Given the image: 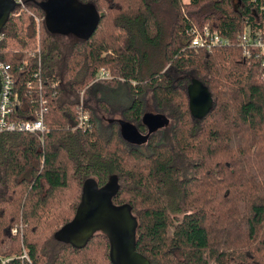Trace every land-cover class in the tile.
Here are the masks:
<instances>
[{
    "label": "trees",
    "instance_id": "1",
    "mask_svg": "<svg viewBox=\"0 0 264 264\" xmlns=\"http://www.w3.org/2000/svg\"><path fill=\"white\" fill-rule=\"evenodd\" d=\"M41 1L23 0L14 10L20 14L1 30L0 59L19 97L9 118L33 120L36 110L45 111L43 131L0 132V255L19 254L24 246L30 262L23 264H112L104 234L78 249L54 233L73 218L86 179L101 186L116 175L113 202L131 206L136 250L151 264H264L262 58L244 59L235 43L189 48L187 34L207 24L235 40L260 18L255 4L80 0L98 12L97 27L66 41L46 29ZM32 9L36 13H28ZM100 69L111 78L96 80ZM188 72L215 100L202 120L189 112L190 81L169 84ZM148 91L153 113L168 114L173 124L170 140L153 134L147 150L125 141L117 123L98 120L88 104L97 99L109 111L113 95L122 105L128 98L121 117L138 124ZM81 92L91 125L76 130ZM16 225L20 232L12 234Z\"/></svg>",
    "mask_w": 264,
    "mask_h": 264
},
{
    "label": "water",
    "instance_id": "2",
    "mask_svg": "<svg viewBox=\"0 0 264 264\" xmlns=\"http://www.w3.org/2000/svg\"><path fill=\"white\" fill-rule=\"evenodd\" d=\"M38 5L44 13L46 29L51 34L72 33L86 38L94 32L99 21L94 7L80 0H43ZM17 6L14 0H0V32ZM186 95L193 119L202 120L215 105L209 89L197 76L191 78ZM116 121L125 141L138 145L146 142L147 139L134 124L125 120ZM140 123L148 127L151 134L165 126L167 118L159 113L146 112ZM117 189L116 175L110 176L101 186L92 178L86 179L73 218L54 233V238L79 249L96 233H102L109 242L112 264H151L148 258L136 250L138 219L131 206L113 202Z\"/></svg>",
    "mask_w": 264,
    "mask_h": 264
},
{
    "label": "built area",
    "instance_id": "3",
    "mask_svg": "<svg viewBox=\"0 0 264 264\" xmlns=\"http://www.w3.org/2000/svg\"><path fill=\"white\" fill-rule=\"evenodd\" d=\"M19 7L23 6V0H14ZM258 9L259 17H255L253 21L245 25L242 32L236 34L235 40L231 37L222 35L216 29H212L209 25L192 27L188 32L189 48H201L206 51H211L215 48L231 46L236 44L244 59L261 57L264 64V0H250ZM19 12L12 11L10 17H16ZM36 36L39 38V19L35 16ZM4 38V34L0 32V42ZM39 50V46L36 49ZM0 132H28L35 133L44 130L43 114L45 108L42 106L35 111L36 118L33 120H12L9 115L19 104L18 95L13 92L14 79L10 67L7 63L0 59ZM111 75L105 70L98 73L97 79H110ZM95 80V81H96ZM83 92L80 93L79 108L77 111V119L74 129L85 130L90 127V114L84 107ZM45 101L42 102L44 104ZM17 228L13 227L12 233L16 232ZM30 262L28 251L22 246V251L13 256L0 255V264H23Z\"/></svg>",
    "mask_w": 264,
    "mask_h": 264
},
{
    "label": "rangeland",
    "instance_id": "4",
    "mask_svg": "<svg viewBox=\"0 0 264 264\" xmlns=\"http://www.w3.org/2000/svg\"><path fill=\"white\" fill-rule=\"evenodd\" d=\"M115 4H116V6H119V0H115V2H114ZM35 11H33V9L30 11V12H28V13H34ZM36 13V12H35ZM44 33V32H43ZM61 35V34H60ZM39 36V35H38ZM41 37H45V34H42L41 35ZM62 37H64V39L63 40H66V41H70L71 39H75V38H77L78 36L77 35H74V34H72V33H70V34H64V35H62ZM61 37V38H62ZM36 46H35V49H37L38 48V46H39V38H37V36H36ZM101 71V70H100ZM99 71V72H100ZM180 76L181 75H174V78H172L171 80H169V84L170 85H175V84H177L178 83V81H179V79H181L180 78ZM191 77H194V75H191ZM173 79H175V81H173ZM97 87H99V86H97ZM97 87L96 86H94L91 90H90V92L91 93H94L95 91H96V89H97ZM115 92H113L112 94H114ZM109 95V94H108ZM109 97V96H108ZM152 96H151V92L150 91H148L145 95H144V97H142V99H143V104H144V109H143V111L145 112H149V111H151V112H157V110L155 109V107H154V105H153V101H152V98H151ZM87 98H88V96H84L82 99H84L85 101L87 100ZM113 98H114V95H113ZM112 97L110 98L111 99V104L113 105V104H115V105H113V106H111L110 108H109V111L108 110H106V109H104L103 107H100L98 104H97V102H96V100L97 99H93V100H91L90 99V101L88 102V104L89 105H91V107H92V109H95V111H94V116H96V118L98 119V120H100L102 123H106L108 120H122V117H121V114H120V110H121V108L123 107V106H127L128 105V103H129V99L127 98V100H126V102H124L123 103V105L122 104H120L121 102H118L117 100H115V99H113ZM120 104V105H119ZM88 112H89V110H88ZM89 114H90V112H89ZM163 115V114H162ZM166 118H167V124H166V127H160V128H158L155 132H152L153 134H157L158 136H159V139H158V141L161 139V137L163 138V140H161V141H164V140H166L167 142L170 140V137H169V135H170V130H171V127H172V124H173V118L171 117V116H169L168 114H166L165 113V115H164ZM90 117H91V114H90ZM135 125V124H134ZM163 132V133H162ZM165 136V137H164ZM161 141H159V142H161ZM144 144V143H143ZM143 144H141L140 146H134V147H142L143 146ZM143 148L145 149V150H147L148 149V147L146 146V145H144L143 146ZM65 196H68V195H65ZM65 196H62V197H65ZM71 197V196H70ZM69 197V198H70ZM64 199V198H63ZM52 203V202H51ZM47 205H51V204H47ZM50 212H52V211H49V213ZM17 228V231L16 232H14V233H12V234H16V233H19L20 232V226L19 225H16V226H14V228ZM13 229V228H12ZM12 229H11V232H12ZM26 249V251H27V248H25ZM21 251H22V247H21V250H20V253H21Z\"/></svg>",
    "mask_w": 264,
    "mask_h": 264
},
{
    "label": "flooded vegetation",
    "instance_id": "5",
    "mask_svg": "<svg viewBox=\"0 0 264 264\" xmlns=\"http://www.w3.org/2000/svg\"><path fill=\"white\" fill-rule=\"evenodd\" d=\"M191 75H192V73L191 72H188V73H184V74H182L181 76H180V78H184V79H186V80H188V82L191 80ZM173 81H175V79H173ZM150 112V111H149ZM144 113H146V111L145 112H143V114ZM120 120V119H119ZM122 120H125V119H123L122 118ZM109 122L110 123H114V122H112V120H109ZM115 123H117V121L115 122ZM135 126H136V128L138 129V131L145 137V140H146V142L143 144V146L144 145H146V143H147V141H148V139H149V137H151L152 135H153V133H149L150 132V130H149V128L148 127H146L145 125H143V124H141V123H138V124H135ZM164 127H166V125L164 126ZM129 144H131V143H129ZM132 146H140V145H138V144H131Z\"/></svg>",
    "mask_w": 264,
    "mask_h": 264
},
{
    "label": "crops",
    "instance_id": "6",
    "mask_svg": "<svg viewBox=\"0 0 264 264\" xmlns=\"http://www.w3.org/2000/svg\"><path fill=\"white\" fill-rule=\"evenodd\" d=\"M184 2H188L189 0H183ZM37 17V16H36ZM62 36V35H61ZM100 70H102V69H100ZM103 70H105V69H103ZM105 72H106V70H105ZM108 72V71H107Z\"/></svg>",
    "mask_w": 264,
    "mask_h": 264
}]
</instances>
